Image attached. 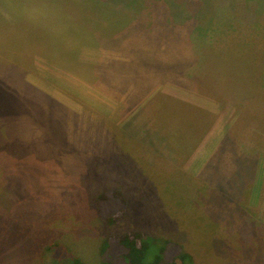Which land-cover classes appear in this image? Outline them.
<instances>
[{
  "label": "rangeland",
  "instance_id": "rangeland-1",
  "mask_svg": "<svg viewBox=\"0 0 264 264\" xmlns=\"http://www.w3.org/2000/svg\"><path fill=\"white\" fill-rule=\"evenodd\" d=\"M129 1L111 5L121 13ZM158 1L168 2L173 28L191 33L187 46L201 57V68L224 71L226 78L236 73L225 83L231 94L209 81L215 85L210 96L219 101L207 100L209 116L165 100L135 109L142 93L129 94L133 85L119 88L114 78L107 94L31 48L10 46L20 37L25 42V29L1 32L0 66L20 67L6 72L19 78L5 79L12 87L5 91L13 104L9 113L16 117L0 126V264H129L113 238L128 230L145 234V258L158 255L159 264H264V6L251 18L235 14L246 0H140L141 13L129 9L127 15L133 22L143 14L147 21ZM56 2L60 11L74 10V0H50L52 10ZM257 3L264 1L247 6ZM156 30L143 35L152 47L157 41L151 37L161 38ZM121 40L113 38L104 53L83 50L79 56L85 63L110 60L114 77L121 76ZM127 47V56L138 57L139 49L143 55L137 45ZM144 51L149 62L156 61L149 46ZM177 62L178 76L186 77V69L196 76L198 63ZM187 79L176 85L193 82ZM170 85L164 87L168 96L189 102L184 89ZM170 105L174 113L165 109ZM163 115L172 117L170 125L186 126L182 137L160 135L158 127L169 125ZM192 115L202 116L198 124L190 122ZM123 135L145 140L134 148L140 161L122 155L139 145L119 148L114 140ZM112 189L123 198L111 196ZM101 193L104 199L97 201ZM119 212L117 222H104Z\"/></svg>",
  "mask_w": 264,
  "mask_h": 264
},
{
  "label": "trees",
  "instance_id": "trees-1",
  "mask_svg": "<svg viewBox=\"0 0 264 264\" xmlns=\"http://www.w3.org/2000/svg\"><path fill=\"white\" fill-rule=\"evenodd\" d=\"M139 1L140 0H131L127 2L120 10L121 13H117L111 5V0H74L72 5L74 6V10L72 9L68 11L64 9V7H61L60 11L58 2L53 3L54 9L52 10V3H50V0H45V5L43 7L45 14L39 17L41 18L39 20V24L41 26L36 29L38 30L37 32H33L30 40L32 43L40 47L41 50L47 53V55H49L48 57L50 58V61L66 67L73 73L89 81L93 86L103 89L106 93H111L110 90L113 87L112 80L114 78L119 82V88H127L131 85H133L132 88H134L140 83L142 84L145 82V80L140 81L137 75L138 70L147 67L150 64L149 61L123 56L118 63V68L121 69L122 74L121 76L117 74V77H114L116 74H114V72H112L109 68L112 61L109 62V60L106 62L108 64H104L105 62L100 60H91L90 62L85 63L80 58L79 53L83 50H88L95 55L96 53L100 54V52L112 47L111 42L113 41V38L115 39L116 37L118 39H122L116 45L120 47L118 48L119 51H117L118 55L121 56L122 48H128L124 47L127 45L125 42H122L124 37H127L128 42L132 45L135 42L137 35L141 34L148 36V34L145 33L146 30L155 28V30L157 29L156 31L160 33L158 37H161H151L153 39L152 41H157L156 45L162 46L164 51L171 52L173 50L172 55L176 58V60L186 56V50L188 48L187 43L190 41L188 37H191V33L188 29L186 32L184 31L179 33V25H177V28H173L174 19L168 12V2L166 6L164 3L158 1L156 7H160L157 9L152 8L154 17L150 15L148 16L147 21H142L141 18L143 14L141 17H138L141 13L142 7L141 3H138ZM248 1L246 0L244 3L242 2V13L236 12L235 14L237 16L240 17L245 15L247 17L255 18L256 15L260 14L259 8L264 6V4L257 3V5L255 4L256 8H253L247 6ZM129 9H135L136 11L138 10V12L140 11L137 16L135 15L132 17L134 20L133 22L127 15L129 14ZM219 9L221 8H218L217 10ZM216 14L214 15V19ZM157 17L159 19H157ZM162 25H165V28ZM201 29L202 28L199 30ZM41 31L42 33H40ZM130 74H132L131 78ZM5 79L6 78H0V92L2 94V97L0 98V126L11 124V121H13L16 117V115L9 113L11 112L9 108L12 107L8 105L13 104L10 103V100H12L9 96L10 94L5 91H9L12 87L6 84L7 82ZM164 80L165 79L163 78V81ZM155 100H157V104L165 100V103L169 102L170 104H176L180 107L186 106L185 109H189L188 111L191 112L192 110H196L199 113L202 112L204 116L211 115L209 111L195 107L183 100L168 95H158ZM165 109H170L172 111L171 113H174L172 105L166 106ZM163 116L165 122L169 123V125H162L158 127V129L162 131L160 135L173 139L179 132V137H182L180 132L181 127L179 128L175 124L170 125L172 117L168 115ZM201 117V115H192L189 120L192 124H196V119ZM159 119L160 118L157 116L155 120L158 121ZM184 128H186V126L181 128V130ZM198 128H200L199 125L193 126L190 130L191 134L194 136L197 135ZM203 128L204 125L202 129ZM2 129L4 130L5 127H2ZM5 139L6 137L4 136V140ZM110 195L113 197H122L121 193L116 189H112ZM104 196L105 193L99 194L97 201L99 199H104ZM122 215L123 213L119 212L117 217L107 218L104 222H117L116 220L120 219ZM113 238H116L119 244L123 247V253L128 258L129 264H159L160 256L158 255L154 256L151 260H147L145 258L150 246L145 239V234L142 231L128 230L114 235ZM161 251L162 249L160 252Z\"/></svg>",
  "mask_w": 264,
  "mask_h": 264
},
{
  "label": "crops",
  "instance_id": "crops-1",
  "mask_svg": "<svg viewBox=\"0 0 264 264\" xmlns=\"http://www.w3.org/2000/svg\"><path fill=\"white\" fill-rule=\"evenodd\" d=\"M44 5H45V0H0V35H1V32H3V31L21 32L25 29L27 31V33L29 32V35L25 36L26 37L25 42H23L21 40V37H20L18 40H11L12 44L10 46H13V47L25 46L28 51H29V48H31L33 55H39L40 57L45 58L46 60L50 61V58L48 57L49 55H47V53H45L43 50H41L40 47H38L36 44L32 43L30 40V37L32 36L33 32L36 29H38L39 26H41L39 24V20L41 18H39V17H41L45 14L43 11ZM135 40L138 41L137 44H136V42H134L131 46L137 45L138 48H142L143 49L142 53H143L145 58L140 53V49L138 50V52H139L138 57L139 58L138 57H133V58L141 59V60L144 59L145 61H149V60H147L146 53L144 51L149 46L151 48V51L155 53V57L153 59L156 60L155 62L150 61L149 65H151V66L153 65L152 67L151 66L149 67V65H148L147 67H144V68L138 70V75H137L138 79L140 81L145 80V82L142 84L140 83L139 85L135 86L134 88L131 87L130 88V89H132L131 92L128 91L129 94H134V95H138V93H135V92H141L142 93V97H140L138 102H136V104H135L136 106L134 105L135 109H140V107L143 105H144L143 107H146V105L149 104L151 102V100H155L156 96H158V95H170V93L167 92L166 89L164 88L165 86L169 85L170 83H171L170 86H172V83L175 84L173 86H177V87H172V88H176V89H174L175 91L176 90L179 91V89L185 90L183 92L185 94H182V95L188 97V100L186 99V101H189V102H187V103H189L195 107H199V108L203 107L202 109L207 108L205 106V103H208L207 100H209V101L211 100L213 102H219V101L211 98V96H210V94H212L211 88H215V85L213 82H211L209 84V81L211 79L215 80L217 82V84H219L221 90H222V88L225 90L226 94L230 93L231 90L228 88L229 85L227 84L225 87V83L228 82L227 78H235L236 73L233 77L230 76V77L226 78L225 73H223L224 71H222L221 74H218L217 71L209 70V69L205 68L204 65L201 68V64H200V63H202L201 57L199 55H196V56L193 55V53H191L192 50H190V47H188L186 50V56H183V58L178 59V60H180L181 63H183L184 65H188V62L190 60H192V64H190L189 66H193V65H195V63L196 64L198 63L200 67H198L199 69L196 70L197 72H194V73H196L195 77H191L192 71H189V69L188 70L186 69V71H184L183 73H186L187 76L184 78H181V74L178 76L180 69H179L178 62H177L178 60H176V58H174L172 55L173 50L171 52L164 51V48L162 46H158V45L152 47V46H150V45H153L152 42H150V44H148V39L141 34L137 35ZM127 46H128V44H127ZM127 46H124V47H127ZM35 48H36V50H35ZM127 50L128 49L122 48V56H127V54H130L129 51H127ZM104 52H105V50L102 51V53H104ZM17 53H18V55H16V56H20V54L24 55V53H20V52H17ZM10 55H12V54H10ZM106 57L107 58H104V59L109 58L107 56V54H106ZM129 57H131V56H129ZM210 63H213L215 68H217L219 65V63H217V61H215V60L211 61ZM4 67H5V70L0 69V72L6 73V72L11 71V70H12V72L13 71L18 72L20 65H19V67H16L15 65H12V66L6 65ZM4 67L0 66V68H4ZM33 67H34V65H33ZM61 67L64 68L65 71L72 72L71 70L67 69L66 67H63V66H61ZM158 67L160 69H158ZM159 70H161L162 72H160ZM25 71H27V70H25ZM231 75H232V73H231ZM1 77L2 78H19L18 74L15 75V74H9V73L0 74V78ZM22 77H24V76H22ZM131 77H132V74H130V78ZM163 78L166 81H163ZM185 78L191 79L193 82L190 83V85H188L186 87L184 85L182 87H181V85H180V87H178V85H176L177 84L176 80H181V79L184 80ZM192 78H194V79H192ZM242 84H240V85H242ZM183 87H185V88H183ZM218 92H219V90H218ZM234 93H236V92L234 91L232 93V95ZM171 97H174V96H171ZM155 101H157V100H155ZM211 101H210V103H212ZM115 103H117V102H115ZM118 103H120L119 100H118ZM136 107H138V108H136ZM209 109H211V108H208V110ZM120 137H122L120 140H114L116 143H119V148L127 147L128 143L129 144L130 143L139 144L136 146H132V148H133L132 154H130V152H131L130 148L131 147L129 148V151H128V149L123 150L121 153L124 157H129V158L131 157L133 159L136 158L137 160H139L138 158H142L141 155L135 154L134 148H140L141 147V145H142L141 143L145 142L143 137L135 136V137L126 138L125 135L120 136ZM168 142H170V141H168ZM200 146H198L197 150L200 148ZM197 150H196V152H197ZM115 154L119 155L120 153L117 151ZM193 156H195V152L192 155V159H191L192 164L195 162V160H194L195 158H193ZM137 169L141 170L143 168L138 167ZM134 173L137 174L138 172L135 171Z\"/></svg>",
  "mask_w": 264,
  "mask_h": 264
}]
</instances>
